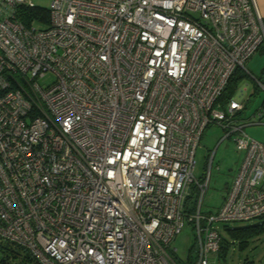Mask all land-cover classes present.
<instances>
[{
	"label": "built area",
	"instance_id": "1",
	"mask_svg": "<svg viewBox=\"0 0 264 264\" xmlns=\"http://www.w3.org/2000/svg\"><path fill=\"white\" fill-rule=\"evenodd\" d=\"M22 7L43 8L0 0V264H179L185 223L181 263L224 264L218 224L264 216V143L244 131L264 101L245 115L248 84L218 101L264 45L255 0H51L27 24ZM209 124L243 157L205 214Z\"/></svg>",
	"mask_w": 264,
	"mask_h": 264
},
{
	"label": "rangeland",
	"instance_id": "2",
	"mask_svg": "<svg viewBox=\"0 0 264 264\" xmlns=\"http://www.w3.org/2000/svg\"><path fill=\"white\" fill-rule=\"evenodd\" d=\"M32 2L38 6L48 7L51 0H32ZM262 68H264V49L260 48L245 63V69L250 75L241 76L242 70H238L234 74L236 77L240 76L238 78V90L244 84H248L247 95L250 100L247 101L246 116H250L264 101V89L258 90L252 96L250 95L254 90L252 77L264 80ZM53 79L54 76L49 74L41 80L38 79V82L44 85L50 83ZM222 105L224 106V102H222ZM244 131L249 137L264 143V124L246 125ZM225 133V129L217 124H209L204 129L195 151L193 173L198 180H203L208 171L209 160L211 161L209 184L204 193L201 206V211L205 214L215 212L220 208L243 157V152L236 148L233 136L223 138ZM253 224H264V216L255 218L252 221L218 224V230L224 239L225 245L223 256L219 259L224 264H264V230L248 237L244 242L234 238L228 231L229 228ZM3 243H0V246L3 245L7 248L8 245ZM193 246L194 230L190 224L185 223L171 242V247L176 249V260L179 264L188 261ZM5 254L7 261L13 260L14 257L11 256L10 252L7 251ZM0 256H2L1 253ZM14 261L17 263L20 259L14 258Z\"/></svg>",
	"mask_w": 264,
	"mask_h": 264
},
{
	"label": "trees",
	"instance_id": "3",
	"mask_svg": "<svg viewBox=\"0 0 264 264\" xmlns=\"http://www.w3.org/2000/svg\"><path fill=\"white\" fill-rule=\"evenodd\" d=\"M22 10L20 11L19 18L25 23H29L31 20H33L36 17V14L39 13L40 18L43 20H47V11L46 8H39V7H22ZM260 48L264 49V45L260 46ZM259 48V49H260ZM237 72V71H236ZM235 72V73H236ZM234 73V74H235ZM232 75L231 79L229 80L228 84L226 85L224 91L222 92L221 96L219 97L218 101L219 102H224L227 99H229L237 90L238 88V78ZM262 75H264V68H262ZM241 76L243 74L241 73ZM255 93V92H254ZM254 93H251L250 95L252 96ZM250 96V97H251ZM250 100V98H248ZM264 230V224H253V225H247L243 227H234V228H229L228 231L230 234L237 239H240L241 242L246 241V239L256 233L261 232ZM224 239L222 238V245L220 248L219 256H223L222 254L224 253L223 250L225 248L224 245ZM12 257H15L16 254H11Z\"/></svg>",
	"mask_w": 264,
	"mask_h": 264
},
{
	"label": "crops",
	"instance_id": "4",
	"mask_svg": "<svg viewBox=\"0 0 264 264\" xmlns=\"http://www.w3.org/2000/svg\"><path fill=\"white\" fill-rule=\"evenodd\" d=\"M259 13L264 17V0H255Z\"/></svg>",
	"mask_w": 264,
	"mask_h": 264
}]
</instances>
